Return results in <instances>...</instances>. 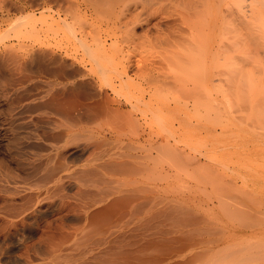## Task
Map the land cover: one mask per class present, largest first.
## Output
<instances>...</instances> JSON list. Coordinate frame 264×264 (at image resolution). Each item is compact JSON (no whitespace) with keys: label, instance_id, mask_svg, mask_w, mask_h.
<instances>
[{"label":"rangeland","instance_id":"374dc122","mask_svg":"<svg viewBox=\"0 0 264 264\" xmlns=\"http://www.w3.org/2000/svg\"><path fill=\"white\" fill-rule=\"evenodd\" d=\"M209 1L206 0L209 7L206 6L205 14L213 23L222 8L225 13L233 4L237 8L233 0ZM177 2L143 0L138 9L140 20L131 24L126 18L118 21V14L108 6L110 3L102 1L85 15L80 10V0H0V204L3 205L7 186L30 183L36 188L47 178L43 190L48 186L50 193H44L48 200L41 208L59 211L49 213L45 222L51 220L50 232L54 235L69 228L66 234L55 235L58 240L67 238L65 250L37 252L27 258L24 244H17L23 225L10 226L9 220L0 217V264H264V90L248 85V76L235 72L239 76L231 77L233 84L223 74L205 90L199 85L192 87L189 92L194 95L188 92L191 99L187 98L186 89L179 86L160 91V103L173 107L158 119L161 127L170 122L180 126L181 119L197 126L204 123V118L211 125L210 130L198 131L194 136L190 129L187 134L179 127L183 133L172 136L171 144L163 139L160 153L151 137L150 120L140 121L146 126L140 134L136 133L139 128L132 127L134 130L121 138L100 134L92 140L85 135L80 137V130L88 126L85 122L81 125L78 116L86 120L84 117L103 112L107 107L105 98L114 97L110 75L121 66H127L130 76L142 73L151 78L174 73L175 59L167 56L172 46L163 37L172 22L166 12L180 11L179 7L183 8L187 1ZM227 25L209 27L205 38L213 45L218 43L216 46L223 39L233 44L234 26ZM107 31L110 35H104ZM83 33L89 48L80 41ZM99 38H105L104 43L112 47V57L95 58L99 46L105 47ZM227 41L224 44L231 46ZM247 48L241 44V58L248 56ZM93 52L97 54L94 57ZM228 53L212 54L207 61L210 73L217 74L220 67L223 70L229 63L242 61H232ZM102 66L111 71L101 75ZM237 80L245 84L238 86ZM125 88L119 89L121 93ZM136 89L126 91H130L133 100L141 94ZM195 94L202 96V105L197 106L192 100L198 97ZM251 101L256 104L252 102V106ZM246 102L254 110H249ZM242 104L249 106L246 107L250 113ZM124 108L128 110L130 106ZM53 110L60 112L54 114ZM56 117L58 121L62 117L65 121L71 118L70 122L73 117L78 120L69 123L67 132L66 127H57ZM165 143L174 148L169 151ZM103 151L105 156L109 151L122 153L123 157L116 160L128 164L127 170L110 174L103 184L98 182L104 189H100L103 195L95 193L97 183H84V169L82 175L75 173L55 181L56 173H65L64 166L68 174L71 169L84 166L91 165L92 169L91 159L104 154ZM189 153L197 159H191ZM211 168L218 171L214 173ZM96 175L104 177L103 173ZM81 194L89 200L82 199ZM102 196L106 199L95 203ZM119 196L123 199H116ZM64 202L70 209L65 207L64 211L60 207ZM65 212H69L64 217L68 226L63 219L58 220ZM61 221L66 228L59 231L63 227ZM70 224L74 229L80 226L81 233H75L77 229ZM40 234L36 230L34 239Z\"/></svg>","mask_w":264,"mask_h":264},{"label":"bare ground","instance_id":"6f19581e","mask_svg":"<svg viewBox=\"0 0 264 264\" xmlns=\"http://www.w3.org/2000/svg\"><path fill=\"white\" fill-rule=\"evenodd\" d=\"M94 1L95 0H80V10H82L83 13H85V15H86L87 12L92 11L94 9V6L97 4L98 1L99 2L102 1L103 3H107V4L110 3V5H108V6H110V9L112 11H114V13L118 14V16H117L118 21H120L122 18H126V19H128L127 22L132 24L134 21L140 20V15H138L139 14L138 9H139V4H142L143 0H98L95 2ZM186 1L187 2L185 3V5L181 4L183 6V8L181 7L182 9L179 7L180 11L170 12L171 14H169V12H166L168 14L164 13V14H166L165 16H167V18L172 19V22L170 23L171 26L169 27L170 28L169 32L168 33L164 32L165 35L163 38L170 46H172V49H170L171 51H169V54H167V56L169 57V59L170 58L175 59L174 65L172 66V70H173L172 72H174V73L166 74L163 77H158L157 75H154V76L152 75L153 77H151V78L144 76V74H142L141 72H140L141 73L140 76L143 75L144 77L130 76V75H128V72L126 69L127 66H121L122 70L118 69L117 71H115L116 72L115 74L110 75L111 89L114 92V97L112 99H110L111 98L110 97L108 100V96L106 95L107 97L105 99H107V100L106 101L104 100V101H105V103L107 102L106 103L107 107L105 109L103 108V110H101L103 112L100 115L93 114L92 116L89 115L87 117H84V118H87L86 120H84L83 117L78 116V118L80 119L79 122H81V123L85 122V126H88L86 128L84 127L82 130H80L83 133V134H80V137H81V135H82V137H83V135H85L86 137H89V139L91 138L90 140H92V138L98 137V135L100 134V136L105 135L108 138H111V137L121 138L123 135L127 134V132H128V134H130L129 130H134V128H132V127L139 128L136 130V133L140 134L141 132L146 131V128H145L146 126L145 125L143 126L140 121L142 120L144 122L146 120H150L149 128H150V130L152 129V132H153L151 134V137H152L154 143L157 144L156 151L158 150L157 152L160 153V152H162L161 150L163 148V146L161 147L163 139L166 140L167 143L169 142L171 144V142H170L171 137L172 136L176 137L177 135H179L180 129H183L184 131H186L187 129H190L192 132L190 135H192V136H194V134H196L198 131H208L211 129V125L209 124L207 118L202 119V121L204 123L197 125V126L195 124H192L191 123L192 121L187 122L184 120L182 121V119H181V122L179 123L180 126L176 127V125L174 123L170 122L171 124L170 123L168 125L166 124L167 125L166 127L164 125H163V127H161L162 123H160L161 122L160 120L162 118L161 117L162 113L166 109L172 110L173 107L170 106L171 104L165 105V104L160 103L159 99L161 100V97L158 98V96L160 95L159 94L160 91L168 89V88L175 89L179 86V87H182L183 89H186V91L188 93L189 90L192 89V87L194 88L197 85H199V87L201 86L202 90H205L209 86L210 82H213L217 77L218 78L220 77V79H221L223 74H226V76L224 75L225 77H227L226 79L229 78L228 81L233 82V84H234V81H232L233 80L231 78L232 76L237 75L236 78H238L239 75H241V77L244 76L245 78L248 76L249 77V78L247 77L249 79L248 85L251 84V86H253V87H261L264 90V0H233L234 3H236L237 8H235L236 6L233 4L234 7L232 6L233 8H228V10H227L228 12L226 11L227 13H225L223 8L220 11L218 10L219 13L217 14L218 16L215 18L214 23L212 21L208 20V16H207L208 13L205 14V12L208 11V10L205 11L206 6L209 7V4L208 5L206 4V0H186ZM208 1L209 0H207V3H208ZM178 2H181V3L183 2V4H184L185 0H181V1L178 0ZM117 4H119V5L116 6ZM221 11H222V13H221ZM93 12H95V11H93ZM231 20H233V21H231ZM191 21H193V23ZM232 22H233V24H231ZM224 24L225 25L228 24L227 26H230V25L234 26L232 28V31L234 34H236V39L233 42V44L231 42H229V40L227 41L226 39H223V40L227 41V44L231 43L232 44L231 46L225 45L226 41L224 42L223 40H222L223 42L221 41L219 43V46H216V44H218V43L214 44L215 45L214 46L212 44V42L207 40V37L205 38L204 33L205 32L207 33V31H208L207 29L211 26H212V28H213V26H214V28L215 27L218 28L219 25H224ZM105 34L110 35V33L108 31L104 32V35ZM202 34H203V36H202ZM85 36L86 35L83 33L80 36V41L84 42V44H87V42H85V41H87L84 38ZM206 36H207V34H206ZM232 37H234V35ZM99 39H100L99 40L100 42L101 41L103 43L106 42L105 38H99ZM240 43L241 44L244 43L250 49L249 50L247 48L248 49L247 50L248 56L246 58H241L242 56L239 55V52L241 51V50L239 51V49L241 47ZM220 44H222V45H220ZM103 45L105 46L103 48H101L102 45L99 46L100 51L98 50V55L95 53L97 56H95V54H94V52L97 51V49L95 50V48L93 49L90 46V49L92 48L94 50V52L92 53V54H94L93 57L95 56V58L98 57V59H100V57H103V56L106 57L108 55H111L109 53L111 51V50H109V47H110V49H112V47L111 46L108 47L106 43H104ZM87 46L89 48L88 44H87ZM113 50H114V48H113ZM115 51H112V52L115 53ZM223 52H230V55L228 53L227 57L231 56L232 61L235 60V58H237V59L240 58V59H242V61L240 60L241 62H239V64H238L239 60L237 61V59H236L235 60V61H237L236 64L231 61L236 67H234L233 64L231 65L229 63V64H227L226 68L224 67V69H223V67H222L223 70H221V67H220L217 74L210 73L208 70V67H207V61L214 54H216V53L222 54ZM236 52L238 55L236 54ZM231 53H233V55ZM112 55L110 57H112ZM99 70H100L101 75L111 71L110 69L105 68L103 66L100 67ZM235 72H237L239 75L236 74ZM250 78H251V80H250ZM237 81H239V80H237ZM250 81H251V83H250ZM239 82H237L238 86H240L241 84L244 83V81L242 83V80H240ZM52 84H54V83L52 82ZM82 84H85V82ZM122 86H126V88H125L126 91L129 90L130 88H131V90L134 88H137L136 90H141L142 92L139 91L141 93L140 97L138 96L139 99L133 100L134 99V98H132L133 95L131 96L128 94V93H130V91L126 93V91L124 90L123 91L124 95H122L123 92L121 93V91L119 90V89H121ZM127 86L129 89H127ZM121 90H123V88ZM189 93H188V95H190V94L194 95L193 92L190 94ZM137 95H134V96H137ZM188 95H187V98L191 99V95H190V97ZM195 96H198V97L192 98V100L194 99L193 100L194 103L197 106L202 105V99H201L202 96H201V98L199 95L195 94ZM206 99H207V97L204 96L203 102H205ZM104 101H102V102H104ZM162 101L164 102V99ZM252 102L255 103V101H251L249 104H251ZM254 103H252V104H254ZM244 104H242V105H244ZM246 104L249 105L247 102H246ZM242 105H241V107H242ZM126 106H130V108L128 110H125L124 107H126ZM246 106L244 108H246V111H248L247 107L249 108L250 105L247 107ZM252 106H254V105H252ZM58 108H60V107H58ZM251 108L254 110V108L251 106H250L249 110ZM86 111H88V110H86ZM86 111H85V113H86ZM53 112H54V110H53ZM55 112H60V111L55 110ZM55 112H54V114H55ZM88 112H90V111H88ZM85 113L83 112V114H85ZM248 113H250V112L248 111ZM251 113H254V111L251 110ZM62 114L63 113H59V115H62ZM81 114L82 113L80 112V115ZM64 115H62V116L65 117ZM248 115L249 114H247V116ZM186 116H184V117H186ZM244 116H245V114H244ZM63 117H62V119L59 118V121H58V118L56 117V120L58 122H56V120H55V123H58L57 127H60V128L62 126L66 127L65 130H67V132H69L68 129L71 125V122H73L77 118L73 117L74 118V119L72 118L73 121L70 122L71 118H70V120L67 121V119H66V121H65ZM159 118H160V120H158ZM249 118H251V117H249ZM186 119H188V118H186ZM155 120H157L158 122H156ZM69 123H70V125H69ZM81 123H79V124H81ZM83 124L84 123H82L81 125H83ZM196 124H198V123H196ZM179 127H181V128L179 129ZM100 128H102V130H100ZM104 130H106V131H104ZM229 132H230V130L228 131V133L226 132L225 134L228 135ZM180 133H183V132H180ZM186 133L188 134L189 131L188 132L186 131ZM98 141L100 142V139H98ZM94 142L96 143V141H94ZM97 145H99V144H97ZM105 145H107V144H105ZM165 145H166V143H165ZM169 145H166V146H167V149L169 151H171L172 148H174V147L173 146L169 147ZM98 147H101V146H98ZM206 147H208V146H206ZM204 148H203V150H204ZM104 149H107V148L105 147ZM109 149H110V146H109ZM198 149H199V147H198ZM201 149H199V150H201ZM108 150H106V152H108ZM110 150H112V147ZM199 150H198V153L202 154V153H200ZM175 151L176 150H174V153H176ZM205 151H207V150H205ZM96 152H97V150H96ZM110 152L111 151H109V153H107L108 155H106V156H105V151H103L104 154L101 153V155H104L105 158L102 157L101 155H98V156L95 155L96 157L94 159L93 158L91 159V161H93V162H91V164L93 163V165H94L92 169L90 167L91 165L88 166L89 165L88 164L87 165L88 168H84L85 167L84 166V167H82V169L81 168L71 169V171H70L71 173L68 174L66 171V169H68V168H66L65 166L64 167L62 166L63 167L62 170L65 169V171H64L65 173L60 174L61 171L56 173L57 176L55 177V181L56 182L62 181L64 178H66V176L68 177L69 175H73L75 173L81 174L82 173L81 171H83V169H84V172L86 174L82 173L84 175L81 174L82 177L80 175H79V177H81V178H85V176L87 177L86 179H83L84 183H86L85 181H89L92 184L97 183L96 186L94 185V187L98 188L97 189L98 191L95 190L96 191L95 193L98 194V192H99V194L103 195V193L101 192V190L103 188H101L99 186L100 184H98V182H102L101 184H103L106 181V179L109 178L110 174H115V173L122 172V171H125L128 169L127 161L116 160L117 158L119 159L121 157V155H122L121 152H120L121 154H118L116 151V153L118 155H116L115 152L114 153H110ZM98 153L100 154V152H98ZM159 153H158V155H159ZM204 153H203V155H204ZM107 156H109V157H107ZM106 157L108 158V160ZM122 157H123V155H122ZM192 157L195 158V155L194 156L191 155V159H192ZM111 158H113V159H111ZM104 159H106V160H104ZM109 159H111V160H109ZM195 159H197V157ZM89 162H90V160H89ZM94 167L96 168L95 170H94ZM211 169H213V168H211ZM99 171H101V172H99ZM215 171H218V170L213 169L214 173H215ZM100 173H103L104 177H101ZM96 174L97 175L99 174L100 176L95 177ZM216 174H219V173L217 172ZM220 175H221V173H220ZM216 177H218V175ZM224 178H225V176H224ZM43 182H44L43 185H41V186L39 185L40 187L38 186L36 188L33 185H31L30 183H26L28 185L7 186L5 188V194H3V196H2V198H3L2 204L3 205L0 204V217L1 218L7 219L6 221L9 220L10 226H13V227L23 225L24 231H23V234L21 236H18L17 244H18V247H20V245L24 244L25 250L23 253L27 258H30L32 256V254L37 253V252H39V253H43V252L44 253H46V252L54 253V252H56L57 253L58 251L61 252V251L66 249L65 243L67 242L66 241L67 238H66V240L64 237H62V238H64V240L55 239L56 238L55 235L58 232L55 235H54V233L50 232V230L52 229V228L50 229V227L52 226L51 220H50V222L49 221L45 222L47 215L49 213L55 211L57 208L53 209V211H51V209H47V207H46V209L41 208L42 205L44 204V202H47V200H48L47 196H43L44 193L45 194L50 193V187H48V186L45 187V189L43 190V187L47 183V178H44ZM227 182H229V181H227ZM220 183L222 184L221 181H220ZM87 184H89V183H87ZM224 184L225 183H223V185ZM231 186L232 185H230L228 187V189L231 188ZM87 189H88V191H91V190H89V188H87ZM93 190L94 189H92V191ZM253 190L249 191L250 195L253 194V193H251V192H253ZM84 191H87V190H84ZM81 192H82V190H81ZM106 192H104V194H107ZM109 192H111V190H109ZM116 192H117V190H116ZM120 192H121V190H118V194ZM109 194H111V193H109ZM248 194H246V196ZM83 195L87 196L85 192ZM83 195L81 194L82 199L86 198V200H87L88 197H84ZM88 195L90 197L92 196V195H90V192L88 193ZM250 195H248V197L252 200L253 196H250ZM77 197L80 199V192L78 193ZM107 197H109V195ZM119 198L123 199L120 196L116 197V199H119ZM105 199L103 198V196L100 197V199L96 198L95 203H97L99 200H105ZM88 200H89V198H88ZM66 202H68V201H66ZM88 203H86V204H88ZM68 206H70V205H67L65 202L60 205L61 208H64V211ZM49 208H51V207H49ZM61 208H60V210L62 211L63 209H61ZM57 210L59 211V208ZM73 210H71V211L73 212ZM68 213H66L64 215L62 213V215L60 217L58 216L59 222H60V218H61V220L63 219V221H64V217L66 215H69ZM75 214H76V212H75ZM125 222H127V221H125ZM63 223H65V221ZM66 223H68V222H66ZM58 224H60V223H58ZM61 224H62V221H61ZM61 224H60V226H61ZM54 225H56V224H54ZM57 226H59V225H57ZM62 226H63V224H62ZM65 226H68V225L66 224ZM70 226L72 227L73 225L70 224ZM79 227L80 226H78V228L75 227V229H77L75 233H77V231H78V235L80 232ZM61 228L64 230L66 227L65 228H64V226L60 227L59 231L61 230ZM72 228L74 229V226ZM67 229H69V228H67ZM67 229L64 230L65 232L63 231L65 234H66ZM36 230H40L41 234L38 236V238L34 239L33 235H34V232ZM70 232H71V230L69 231V233ZM50 233H52V234H50ZM64 233L59 232L58 234L63 235ZM49 234L51 236L52 235H54V236L51 237ZM71 235H72V233H71ZM66 237H70V236H66ZM70 238H72V237H70ZM78 238H80V236ZM69 240H71V239H69ZM78 242H77V245L79 244ZM73 245H75V244H73ZM76 248L77 247L75 246V249ZM60 252H58V253H60ZM56 253L54 255L57 256ZM72 258L74 260V256ZM75 258H76V256H75ZM76 259L79 260L80 258L77 257Z\"/></svg>","mask_w":264,"mask_h":264}]
</instances>
